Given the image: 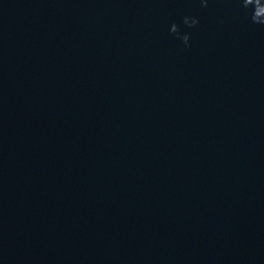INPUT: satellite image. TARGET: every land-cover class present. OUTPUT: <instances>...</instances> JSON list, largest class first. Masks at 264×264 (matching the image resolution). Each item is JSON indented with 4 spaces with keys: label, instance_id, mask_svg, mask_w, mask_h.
I'll list each match as a JSON object with an SVG mask.
<instances>
[{
    "label": "water",
    "instance_id": "1",
    "mask_svg": "<svg viewBox=\"0 0 264 264\" xmlns=\"http://www.w3.org/2000/svg\"><path fill=\"white\" fill-rule=\"evenodd\" d=\"M0 264H264V0H0Z\"/></svg>",
    "mask_w": 264,
    "mask_h": 264
}]
</instances>
